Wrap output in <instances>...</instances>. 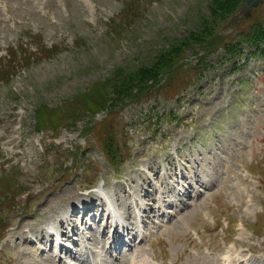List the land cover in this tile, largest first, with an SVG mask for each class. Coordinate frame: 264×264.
<instances>
[{
	"label": "rangeland",
	"instance_id": "rangeland-1",
	"mask_svg": "<svg viewBox=\"0 0 264 264\" xmlns=\"http://www.w3.org/2000/svg\"><path fill=\"white\" fill-rule=\"evenodd\" d=\"M234 5L0 0V264H264V1L220 26Z\"/></svg>",
	"mask_w": 264,
	"mask_h": 264
},
{
	"label": "bare ground",
	"instance_id": "bare-ground-1",
	"mask_svg": "<svg viewBox=\"0 0 264 264\" xmlns=\"http://www.w3.org/2000/svg\"><path fill=\"white\" fill-rule=\"evenodd\" d=\"M101 188V187H100ZM100 191H102L101 192V195H96L97 197H99V196H103V195H105V194H107V193H104V188H103V190H100ZM135 198V202H134V205L136 206V207H139L138 209L140 210V200H142L140 197H134ZM134 198H133V200H134ZM106 202V208H107V214L109 215V218H112L113 220L116 218V217H118V223H120V225H122L123 227H125V228H127L128 227V222L127 221H125L124 219H122V217H121V215H119V213H118V211H117V209L115 208V204H114V202H111V201H105ZM132 203V202H131ZM80 204H82V205H84V201H81L80 202ZM130 204V203H129ZM132 207H134V206H132ZM87 209V206H84V208H83V212L82 213H84L85 212V210ZM142 210H146V209H141L140 210V212L142 211ZM171 211V210H170ZM71 214H65V213H63L62 214V218L59 220V223H57V224H50V225H47L46 226V230L47 231H49L50 233H53L54 235H55V237H57L58 235H60L63 231H64V228H65V223L69 226V224H70V222L72 221V220H75L76 218H74V216H76V212H77V208L75 207V208H73L72 210H71ZM81 212L80 213H78V215H84V214H82ZM138 216L140 217V213L138 214ZM82 218H84V217H82ZM112 219H111V221H112ZM61 220H63V221H61ZM69 220H71L70 222H69ZM116 222V221H115ZM72 223V222H71ZM70 227V226H69ZM67 229V228H66ZM45 230V231H46ZM40 231V230H39ZM62 235V234H61ZM239 235V234H238ZM62 237V236H61ZM61 238H56V240L57 241H60L61 242V240H60ZM106 239V238H105ZM129 240H131V239H129ZM141 240V239H140ZM67 241V240H66ZM67 243V242H66ZM68 244V243H67ZM103 244L104 245H106V243L105 242H103ZM60 245V244H59ZM116 245V244H115ZM61 246V245H60ZM134 247H135V245H134ZM133 255V254H132ZM132 255H130V256H132ZM242 255L243 254H241V253H239V252H236L235 250L233 251V252H226V254L223 256V258H222V260H224L225 258H227V259H229V260H231V261H233L234 263L237 261V260H241L242 259ZM37 261V259L35 260V262ZM39 262V261H38ZM37 264H39V263H37ZM40 264H42V263H40ZM129 264H149V261L147 260V259H145V258H138V257H131V258H129Z\"/></svg>",
	"mask_w": 264,
	"mask_h": 264
},
{
	"label": "trees",
	"instance_id": "trees-1",
	"mask_svg": "<svg viewBox=\"0 0 264 264\" xmlns=\"http://www.w3.org/2000/svg\"><path fill=\"white\" fill-rule=\"evenodd\" d=\"M239 1V0H238ZM238 3V2H237ZM233 5V4H232ZM234 7H235V5L232 7V9H231V11L226 15V17H225V13H226V10L225 11H223V12H221V13H223L224 14V20H223V22H222V24H220V26H225V27H227V28H230L233 24H236L237 22H234V21H232V19H231V17L234 15V14H232V12H233V9H234ZM231 19V21H230V24L228 23V21ZM227 20V21H226ZM263 22H260V23H264V20H262ZM262 26H264V25H262ZM264 29V28H263ZM221 36H222V33L221 34H219V29L217 30V32L215 33V35L213 36L214 38H221ZM241 41H243V42H246L247 43V47L249 48V50H250V54H253V53H258L259 55H262V54H264V46H262V45H260L259 44V42H254V41H248V40H245L244 39V36H243V39H241ZM225 44H222V46L223 47H225L224 46ZM230 45H229V43L227 44V47H229ZM233 47V46H232ZM235 47V46H234ZM206 50H207V48H205ZM230 49H233V48H228L227 50L229 51ZM243 50L244 49H241V50H239L240 52L239 53H241V52H243ZM229 54H236V51L233 49L232 50V52L231 53H229ZM263 56V55H262ZM236 57H239V55L238 56H236ZM203 58V57H202ZM202 65V66H204L205 65V63L204 62H202V59L199 61L198 60V62L197 63H195V64H193V65H195V66H190V67H196V66H198V65ZM178 65V64H177ZM177 67V66H176ZM175 67V68H176ZM189 67V66H188ZM175 68H173V70L171 71V73H170V76L172 75V76H174L175 74V72H173L174 71V69ZM111 158H113V157H111Z\"/></svg>",
	"mask_w": 264,
	"mask_h": 264
},
{
	"label": "water",
	"instance_id": "water-1",
	"mask_svg": "<svg viewBox=\"0 0 264 264\" xmlns=\"http://www.w3.org/2000/svg\"><path fill=\"white\" fill-rule=\"evenodd\" d=\"M263 0H242L243 6L238 15L232 17V20H238L244 17L253 7H256Z\"/></svg>",
	"mask_w": 264,
	"mask_h": 264
}]
</instances>
